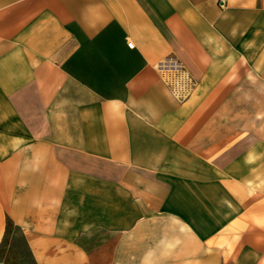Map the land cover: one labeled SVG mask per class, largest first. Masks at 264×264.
<instances>
[{
  "label": "crops",
  "instance_id": "crops-1",
  "mask_svg": "<svg viewBox=\"0 0 264 264\" xmlns=\"http://www.w3.org/2000/svg\"><path fill=\"white\" fill-rule=\"evenodd\" d=\"M8 221L31 264H264V0H0Z\"/></svg>",
  "mask_w": 264,
  "mask_h": 264
},
{
  "label": "rangeland",
  "instance_id": "rangeland-1",
  "mask_svg": "<svg viewBox=\"0 0 264 264\" xmlns=\"http://www.w3.org/2000/svg\"><path fill=\"white\" fill-rule=\"evenodd\" d=\"M170 68H172L171 64L169 67H165L163 73L165 75L171 74L173 71ZM8 224L11 225V222L8 221ZM11 227H13L11 230L12 244L7 245L4 241L0 244V264H31L20 230L15 226L11 225Z\"/></svg>",
  "mask_w": 264,
  "mask_h": 264
},
{
  "label": "built area",
  "instance_id": "built-area-1",
  "mask_svg": "<svg viewBox=\"0 0 264 264\" xmlns=\"http://www.w3.org/2000/svg\"><path fill=\"white\" fill-rule=\"evenodd\" d=\"M127 44H128L129 46H131V45H132V42H131V41H128ZM171 74H172V73H171ZM173 74H174V73H173ZM171 76H172V75H170V78H171ZM177 76H178V75H177ZM171 79H172V82L174 83V86H175V87H178V83H177V81H178L179 79H181V78H180V77H177V78H176V77H175V74H174V76H172ZM176 79H177V80H176Z\"/></svg>",
  "mask_w": 264,
  "mask_h": 264
}]
</instances>
